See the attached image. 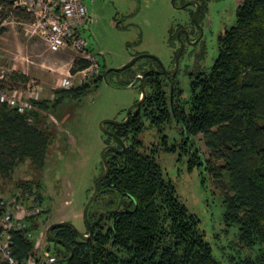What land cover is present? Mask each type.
<instances>
[{
	"label": "trees",
	"instance_id": "trees-1",
	"mask_svg": "<svg viewBox=\"0 0 264 264\" xmlns=\"http://www.w3.org/2000/svg\"><path fill=\"white\" fill-rule=\"evenodd\" d=\"M197 1L200 11L205 9L206 0ZM13 14L20 20L32 19L21 10ZM175 30L170 26V41ZM216 44L212 64L190 81L187 98L176 99L173 93L170 102L157 76L144 71L147 96L141 104L143 117L130 118L114 127L118 129L116 134L125 136L134 125L136 132L142 130L144 120L158 127L177 120L184 135L180 144L184 145L182 153L188 155V171L202 163L191 141L192 136L201 134L210 170L223 168L227 172L223 222L237 225L243 246L259 245L254 257L233 264H264V0H241L235 9L234 24L217 36ZM87 65L86 60L74 59L69 71ZM11 77L25 78L20 74ZM98 77L70 89L53 88V99H30L36 109L22 113L0 104L1 183H11L15 169L26 162L32 170L43 167L52 137L44 112L65 96L84 95L96 85ZM140 146V141H133L122 154L108 151V172L98 181L99 193L112 191L129 201L94 215L93 221L88 211L93 232L85 240L68 226L52 227L51 235L65 244L53 242L54 249L48 256L58 260L72 251L70 259L54 264H221L203 238L197 216L178 199L153 152L141 151ZM173 146L164 138L161 149L170 152ZM210 160L222 164L215 168ZM11 188L12 196L23 205L29 201L42 203L39 183L32 178L19 179ZM41 213L31 217L30 230H39L44 221L39 219ZM104 218L111 223L103 226ZM24 232H10L11 254L18 262L33 254V241Z\"/></svg>",
	"mask_w": 264,
	"mask_h": 264
},
{
	"label": "rangeland",
	"instance_id": "rangeland-1",
	"mask_svg": "<svg viewBox=\"0 0 264 264\" xmlns=\"http://www.w3.org/2000/svg\"><path fill=\"white\" fill-rule=\"evenodd\" d=\"M83 1L90 21L85 23L82 35L87 38L91 54L104 69L122 66L139 54L156 56L168 69L173 53L168 35L174 23L187 31L189 39L198 38L193 45L184 43L173 77L181 90L180 98H187L190 81L200 71H207L212 64L217 54L216 38L234 24L235 9L241 0H206L207 8L196 17V21L191 19L192 5L178 7L182 0H175V4L171 0ZM73 57L74 54L69 51L47 50L38 36L32 33L28 21L18 19L5 9L0 11L2 86L37 84L41 88L39 99L51 100V94L56 95L53 88L69 71ZM140 62L141 59L130 70L110 75V83L102 78L84 95L78 98L65 96L54 108L44 112L52 137L43 167L32 170L26 162L15 169L11 183L0 182V197L7 203L10 202L11 187L15 181L32 178L39 183L41 205L47 209L39 216L44 221L35 232L38 236L35 243H43V247L38 249L39 254L47 257L54 249L53 242L44 239L48 224L67 220L80 233L86 230L82 211L91 196L93 179L100 173V152L105 146L100 122L122 119L126 110L139 99V82L133 80L132 72L139 69ZM12 74L25 78L14 79ZM129 79L132 85L124 87L116 84ZM172 124L156 127L148 126L146 122L137 137L147 146L148 152L151 151V144L157 147L153 154L164 177L173 183L178 199L197 216L198 227L209 243L213 257L221 264H233L238 259L254 257L259 245L243 246L238 239L237 225H226L222 220V200L228 176L223 168L210 170L206 162L208 150L201 134L191 137L202 161L191 171L186 166L188 155L178 150L162 151V136H166L168 144L180 136L179 126L174 122ZM210 162L215 168L222 164L221 161ZM122 200L128 202L129 198L112 191L100 192L88 209L92 221L94 215L121 207ZM109 223L110 220L103 219V226ZM48 245L50 250H47Z\"/></svg>",
	"mask_w": 264,
	"mask_h": 264
},
{
	"label": "built area",
	"instance_id": "built-area-1",
	"mask_svg": "<svg viewBox=\"0 0 264 264\" xmlns=\"http://www.w3.org/2000/svg\"><path fill=\"white\" fill-rule=\"evenodd\" d=\"M8 8L9 13L24 11L32 17L29 21L35 33L49 51H69L71 58L88 61L85 68L68 71L59 80L57 87L70 89L92 80L99 72L98 64L87 46L82 29L87 18V7L83 0H0V11ZM41 88L37 84L26 83L20 87H4L0 84V104L22 113L36 109L30 99L40 100ZM51 94V98H54ZM13 193V192H12ZM10 193V202L0 199V264H48L52 257L39 254L43 243H35L36 233L29 229L31 217H36L44 207L39 202L29 201L23 205ZM18 195V194H17ZM25 229V236L33 241V254L18 262L11 254L10 232ZM38 237V236H37ZM40 239V238H39Z\"/></svg>",
	"mask_w": 264,
	"mask_h": 264
},
{
	"label": "flooded vegetation",
	"instance_id": "flooded-vegetation-1",
	"mask_svg": "<svg viewBox=\"0 0 264 264\" xmlns=\"http://www.w3.org/2000/svg\"><path fill=\"white\" fill-rule=\"evenodd\" d=\"M192 1H196L197 3H198V10H197V12H196V16L194 17V13H195V10H196V6H195V4L192 2ZM208 1V0H207ZM206 1V2H207ZM174 2H175V0H174ZM184 0H182V4L181 5H179L178 7H180V8H186V7H188V5L190 4V5H192V7L194 8V11L193 10H191L190 11V15H191V19H193L194 21H196V17H198L199 15H200V13L201 12H203L204 11V9L202 10V11H200V5H199V2L197 1V0H188L187 2H184ZM185 3H187L185 6H183V7H181L183 4H185ZM175 4V3H174ZM189 5V6H190ZM207 8V3H206V7H205V9ZM192 20V21H193ZM88 21H90V16H89V14H88V10H87V18H86V21H85V23H87ZM85 23H84V26H85ZM84 26H83V29H82V32L84 31ZM171 26H175L176 27V30L173 32L174 33V38L170 41L169 40V35H170V31H169V35H168V43H169V45L170 46H172L173 47V53H172V59H171V64H170V67L168 68V69H166V68H164V66H163V64L161 63V61L156 57V56H154V57H151V56H149L148 54H139V55H135V56H140V55H143V56H140L139 58H137L130 66H128V67H125V68H122V69H119V70H117V68H119V67H121V66H119V67H116V68H112V67H110V68H106V69H104L100 64H99V62L96 60V62H97V64H98V68H99V72H98V74H97V76H99L98 77V80H97V82L98 81H100L102 78H104L105 80H106V82H108V83H110L111 81H110V79H109V77H110V75H112V74H117V73H119V72H122V71H126V70H130V68H131V66L135 63V62H137L139 59H141V62L139 63V69L138 70H136V71H133L132 72V76H133V80H135V81H137V82H139V92H138V95L140 96L139 97V99L142 97V92H141V84L143 83V90H144V97H143V100L140 102V104L139 105H137V106H135V107H133L131 110H130V112H129V116H128V118L126 119V113H125V116L122 118V119H120V120H115L114 119V121H118V122H122V121H125L124 123H122V124H115V123H113V122H108V121H106V122H103L102 123V126H101V122L103 121H101L100 122V127H101V129L102 128H104V130H102V132L104 133V135H105V139H104V145L105 146H111L110 148H108V149H106V151H105V153H104V156H105V161H106V164H107V159H106V153L108 152V151H111L113 154H122L123 152H124V150H125V146L126 145H128L129 143H131V142H136V141H140L139 139H138V133H140V131H142V130H140L139 132H136L135 131V125H134V129L128 134V135H125V136H120V135H118V134H116V131L118 130L117 128H115L114 126H122V125H124L130 118H141V117H143V116H141L142 114H141V112H142V108H141V104L143 103V101L145 100V98H146V96H147V90H146V83H145V74H143V72L144 71H146V72H152V74H155L156 76H157V80H159L160 81V83H161V85H162V87H163V89L166 91V94H167V96H169V101L170 102H172V100H173V93H176V99L177 98H179V96H180V89L176 86V84H175V82H174V79H173V77H174V74L176 73V71H177V68H178V59H179V56H180V54H181V51H182V49H183V45H184V43H187V44H190V45H193V44H195V43H197L198 42V38H195V39H189L188 38V35H187V31L185 30V29H183L182 28V26L181 25H179V24H172ZM170 29V28H169ZM181 30V32H180V34H179V37H177V32L178 31H180ZM183 30L184 31H186V35H187V37L185 38V33L183 32ZM200 32H201V30H200ZM86 38V37H85ZM179 39L182 41V49H181V51H180V53H179V55H178V58H177V66H176V68H174V64H175V56H176V54L178 53V50H179ZM177 40H178V43H177ZM86 41H87V38H86ZM175 44V45H174ZM87 46H88V41H87ZM89 48V47H88ZM134 56V57H135ZM153 56V55H152ZM134 57H132V58H134ZM131 58V59H132ZM130 59V60H131ZM129 60V61H130ZM128 61V62H129ZM127 63V62H126ZM125 63V64H126ZM124 65V64H123ZM171 70H174V72H172V73H170L169 71H171ZM96 82V83H97ZM113 83V82H112ZM116 84H118V85H122V86H128V85H132V81L129 79V80H124V81H119V82H116ZM179 94V95H178ZM138 99V100H139ZM137 100V101H138ZM136 101V102H137ZM135 103V102H134ZM133 103V104H134ZM154 107V106H153ZM178 110H179V108H177ZM150 110H153L151 107H150ZM127 111V110H126ZM104 120H110V119H104ZM146 122H148L147 120H144L143 121V125H144V123H146ZM176 123L178 126H179V134H180V136L176 139V140H174V141H172L171 143H173L174 144V146H173V150L172 151H176V150H178V151H180V152H182L181 151V147L182 146H184V145H182V144H180V143H182V139L184 138V135L183 134H181V130H180V125H179V123H178V121L177 120H172L170 123L169 122H167L166 124H161V126H170V125H173L172 123ZM148 124H149V122H148ZM148 126H150V125H148ZM145 127V126H144ZM144 127H143V129H144ZM156 127H158V126H156ZM196 136V135H195ZM166 139V136H162V141H163V139ZM133 140V141H132ZM167 141V140H166ZM141 142V141H140ZM170 143V144H171ZM169 145V144H168ZM104 146V147H105ZM103 147V148H104ZM152 147V148H151ZM150 148H151V151L150 152H154V148H157L156 146H155V144L153 143V144H151L150 145ZM162 148H163V146H162ZM140 150L141 151H144V152H148V148H147V146H145V145H143L142 144V142H141V146H140ZM172 151H170V152H172ZM100 173H99V175L104 171V166H103V164H102V162H101V160H100ZM107 167H108V164H107ZM107 172H108V170H107ZM106 175H107V173H106ZM105 175V176H106ZM98 176V175H97ZM96 176V177H97ZM104 176V177H105ZM103 178V177H102ZM94 180V179H93ZM100 180V179H99ZM98 180V181H99ZM97 186H98V182H97ZM91 191H92V187H91ZM98 195H99V189H98V194H97V196H96V198H95V200L94 201H96V199H97V197H98ZM93 201V202H94ZM124 203H127L126 201H124V200H122V206L124 205ZM92 204V203H91ZM61 221V220H60ZM55 222H57V221H55ZM52 223H54V222H52ZM52 223H50V224H52ZM50 224H48L47 226H46V229H47V227L50 225ZM89 224H90V222H89ZM91 225V224H90ZM86 226V225H85ZM92 227V226H91ZM46 229H45V233H44V239H45V236H46ZM52 229V228H51ZM92 232H93V228H92ZM88 233V229H87V227H86V230L83 232V234H87ZM47 238V237H46ZM46 240V239H45ZM51 241V240H50ZM57 243V242H56ZM48 248H49V250H50V246L48 245ZM53 258V260H51V261H49L48 263H50V262H54L55 261V258L54 257H52Z\"/></svg>",
	"mask_w": 264,
	"mask_h": 264
},
{
	"label": "water",
	"instance_id": "water-1",
	"mask_svg": "<svg viewBox=\"0 0 264 264\" xmlns=\"http://www.w3.org/2000/svg\"><path fill=\"white\" fill-rule=\"evenodd\" d=\"M192 2H193V3L195 4V6H196V10H195V13H194V17H195V16H196V12H197L199 6H198V3H197L196 1H192ZM171 3L174 4V0H171ZM186 4H187V3L183 4L181 7L185 6ZM180 32H181V30L177 32V37H179ZM183 32L185 33V38H186V37H187V35H186V31L183 30ZM179 44H180V45H179V50H178V53H177L176 56H175V64H174V68H176V66H177V58H178V55H179V53H180V51H181V49H182V41H181L180 39H179ZM140 56H143V55H140ZM140 56H135V57L132 58L129 62H127L126 64H124V65H122L121 67L117 68V70L130 66V65H131V64H132L137 58H139ZM149 56L154 57V56H152V55H149ZM169 72L172 73V72H174V70H171V71H169ZM141 92H142V97H141L137 102H135L134 104H132V105L127 109V111H126V119H127L128 116H129V112H130V110H131L133 107L139 105L140 102L143 100V97H144L143 83L141 84ZM106 121H108V122H113V123H115V124H122V123L125 122V121L118 122V121H114V120H103V121L101 122V126H102V123H103V122H106ZM102 130H104V128H102ZM110 147H111V146H105V147L101 150V152H100V160H101V162H102V164H103V166H104V171H103L100 175H98L97 177L94 178V180H93V182H92V193H91V196H90V198L87 200L86 204L84 205L83 211H82L83 221H84V224L86 225V227H87V229H88V233H87V234L80 233V232L75 228V226H74L71 222H69V221H67V220H61V221H57V222H54V223L50 224V225L47 227V229H46V237H47L49 240H51L52 242H57V243L65 244V242H63L62 240H59V239H57L56 237H54L53 235H51V228L54 227V226H60V225L68 226V227H70L71 229H73V230L76 232V234L78 235V237L81 238L82 240H85V239H87L88 237L91 236V234H92V227H91V225L89 224V220H88V215H87V213H88V209H89L91 203L95 200V198H96V196H97V194H98V186H97V182H98L99 179H101L102 177H104V176L106 175V173H107L108 167H107V164H106V161H105L104 153H105L106 149H108V148H110ZM66 245H68V244H66ZM47 250H49L48 247H47ZM71 255H72V251L70 250L69 255H68L66 258H61V259L55 260L54 262L52 261V262H50V263H48V264H54L55 262H63V261H66V260L70 259Z\"/></svg>",
	"mask_w": 264,
	"mask_h": 264
},
{
	"label": "crops",
	"instance_id": "crops-1",
	"mask_svg": "<svg viewBox=\"0 0 264 264\" xmlns=\"http://www.w3.org/2000/svg\"><path fill=\"white\" fill-rule=\"evenodd\" d=\"M21 76H23V75H21ZM58 85V84H57ZM57 87V86H56ZM56 87H54V88H56ZM59 88V87H58ZM48 97V96H47ZM42 99V98H41ZM43 99H45V98H43Z\"/></svg>",
	"mask_w": 264,
	"mask_h": 264
}]
</instances>
